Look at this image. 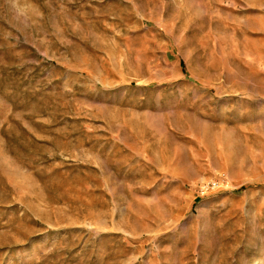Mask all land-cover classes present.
<instances>
[{
  "label": "rangeland",
  "instance_id": "obj_1",
  "mask_svg": "<svg viewBox=\"0 0 264 264\" xmlns=\"http://www.w3.org/2000/svg\"><path fill=\"white\" fill-rule=\"evenodd\" d=\"M0 264H264V0H0Z\"/></svg>",
  "mask_w": 264,
  "mask_h": 264
},
{
  "label": "crops",
  "instance_id": "obj_2",
  "mask_svg": "<svg viewBox=\"0 0 264 264\" xmlns=\"http://www.w3.org/2000/svg\"><path fill=\"white\" fill-rule=\"evenodd\" d=\"M188 111L190 112V109ZM202 121L207 123L204 134L206 135V137L211 136V138H208L209 140H211V142H213L215 137L216 139L214 142L216 143H211V145H209L210 143L204 142L201 137L192 135V139L193 141L195 140V142H193L194 145L190 147L192 149L191 161L202 163L205 162L202 161L203 159L209 160L208 158L210 157L222 156L221 160L223 162H229L233 152L228 149L230 144H228L226 128L227 126L230 127L231 123H233V125L235 124L237 127V124H240L238 118H228L217 115V117L214 119H208V121L205 119ZM212 125H214V127H212ZM201 171V173L203 174L204 170L202 169ZM200 178H202V176Z\"/></svg>",
  "mask_w": 264,
  "mask_h": 264
},
{
  "label": "built area",
  "instance_id": "obj_3",
  "mask_svg": "<svg viewBox=\"0 0 264 264\" xmlns=\"http://www.w3.org/2000/svg\"><path fill=\"white\" fill-rule=\"evenodd\" d=\"M218 185V182L217 181H212V182H209L208 185H207V189L211 190V189H214L216 186Z\"/></svg>",
  "mask_w": 264,
  "mask_h": 264
}]
</instances>
